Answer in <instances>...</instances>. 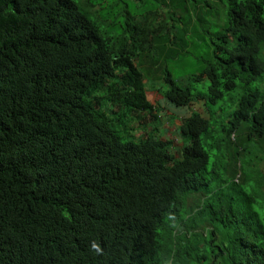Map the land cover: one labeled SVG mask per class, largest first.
Returning a JSON list of instances; mask_svg holds the SVG:
<instances>
[{
    "label": "trees",
    "instance_id": "trees-1",
    "mask_svg": "<svg viewBox=\"0 0 264 264\" xmlns=\"http://www.w3.org/2000/svg\"><path fill=\"white\" fill-rule=\"evenodd\" d=\"M204 34L206 103L264 80V0H0V264H188L214 238L197 261L264 264V202L207 168L200 97L169 71L164 90L145 81ZM148 88L191 110L172 113L179 150ZM247 122L264 146V88L227 132Z\"/></svg>",
    "mask_w": 264,
    "mask_h": 264
},
{
    "label": "rangeland",
    "instance_id": "rangeland-1",
    "mask_svg": "<svg viewBox=\"0 0 264 264\" xmlns=\"http://www.w3.org/2000/svg\"><path fill=\"white\" fill-rule=\"evenodd\" d=\"M106 7V6H105ZM216 9L218 7L216 6ZM106 9H103V15H105ZM189 41H193L190 37L186 36ZM194 47L189 49L185 48L183 51L178 52L177 55L172 59H163V54L159 57L156 55L158 64L160 66L161 72L157 73L160 75L155 78L152 75L153 71L148 73V78L145 79L146 83L155 86V88H160L164 90L166 88L167 78L166 71L171 73V78L177 81L180 85L190 86L192 92L198 95L200 98L197 100L196 105L200 106L201 113L205 115L209 120L208 130L202 134L203 145L208 150L209 153V163L207 168L210 170L215 167L214 164L217 163L221 166L219 172L222 173L225 167L228 177H248L245 188L250 191L254 189L260 193L261 199L264 200V146L260 145L258 137L249 138V126L248 122L242 123L240 128L237 130H232V132H227L229 128L228 120L231 117L233 111L236 108V102L239 96L244 90H253L255 87L264 88V80H258L251 82L250 84L241 87L238 85L231 91L225 93L223 98L218 100L214 104L206 103V92L208 80L205 77L196 79V75L200 72L203 67L202 58L209 57L211 54L212 43L210 36L204 34L202 38L194 41ZM264 56V49H263ZM264 78V72L262 74ZM147 85V86H149ZM147 98L151 102L158 101L159 105H164L168 107V111H165L166 115L169 114V122L175 119L172 113H178L181 116H187L190 114L191 110L185 107L173 106L170 102L162 97V95L156 89H147ZM160 99V100H159ZM178 123V122H177ZM177 123L172 124L169 127H161L159 132L171 139L172 147L170 148L172 152L179 150L180 143L185 142L186 139L180 137ZM152 125H149V129ZM140 129L134 131V135ZM252 164L258 166L257 169L252 167ZM260 169V176H255L256 171ZM231 171H235L232 173ZM226 172V173H227ZM212 175V174H211ZM260 202L263 203V202ZM264 217V212H263ZM221 229V227H219ZM219 239L214 238V240L207 239V242L201 241L199 246L197 245L194 249L184 250L183 255L189 262L188 264H208V260L197 261L195 256H201L202 253H207L209 258H213L211 248L213 245H218ZM218 250L217 247H215Z\"/></svg>",
    "mask_w": 264,
    "mask_h": 264
},
{
    "label": "crops",
    "instance_id": "crops-1",
    "mask_svg": "<svg viewBox=\"0 0 264 264\" xmlns=\"http://www.w3.org/2000/svg\"><path fill=\"white\" fill-rule=\"evenodd\" d=\"M177 122L179 123V120H177V118H175V123H177ZM178 123H177V124H178ZM178 143H179L180 145H182V143H180V142H178ZM180 145H179V146H180Z\"/></svg>",
    "mask_w": 264,
    "mask_h": 264
}]
</instances>
